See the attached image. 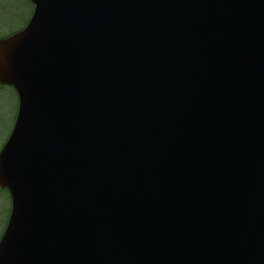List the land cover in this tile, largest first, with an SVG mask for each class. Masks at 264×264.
Here are the masks:
<instances>
[{
    "label": "water",
    "instance_id": "water-1",
    "mask_svg": "<svg viewBox=\"0 0 264 264\" xmlns=\"http://www.w3.org/2000/svg\"><path fill=\"white\" fill-rule=\"evenodd\" d=\"M31 2L0 264H264V0Z\"/></svg>",
    "mask_w": 264,
    "mask_h": 264
},
{
    "label": "trees",
    "instance_id": "trees-1",
    "mask_svg": "<svg viewBox=\"0 0 264 264\" xmlns=\"http://www.w3.org/2000/svg\"><path fill=\"white\" fill-rule=\"evenodd\" d=\"M33 10L34 4L31 0H0V38L22 29L28 23ZM11 100H14L15 103V122L18 111L17 92L12 86L0 84V109L4 102L5 107L8 105L9 108L11 106ZM11 129L0 145V148L9 136ZM11 206V195L8 189L0 187V238L6 228Z\"/></svg>",
    "mask_w": 264,
    "mask_h": 264
},
{
    "label": "rangeland",
    "instance_id": "rangeland-1",
    "mask_svg": "<svg viewBox=\"0 0 264 264\" xmlns=\"http://www.w3.org/2000/svg\"><path fill=\"white\" fill-rule=\"evenodd\" d=\"M4 103H2L0 109V145L7 136L10 128H12L15 114L14 100H11V106L9 108L8 105L5 107Z\"/></svg>",
    "mask_w": 264,
    "mask_h": 264
}]
</instances>
